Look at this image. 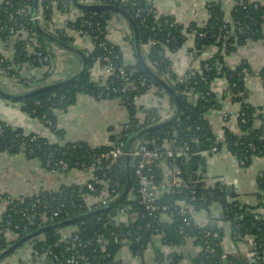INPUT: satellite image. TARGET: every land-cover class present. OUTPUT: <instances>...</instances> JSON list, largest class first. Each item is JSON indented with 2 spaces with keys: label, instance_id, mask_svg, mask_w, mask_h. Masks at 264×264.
<instances>
[{
  "label": "trees",
  "instance_id": "16d2710c",
  "mask_svg": "<svg viewBox=\"0 0 264 264\" xmlns=\"http://www.w3.org/2000/svg\"><path fill=\"white\" fill-rule=\"evenodd\" d=\"M139 0H137L138 2ZM238 4L233 8L231 19L241 23H249L253 29V34L248 36L242 32H237L235 36L228 37L223 52L221 50L222 43L217 41L218 26L223 21V14L218 4L211 3L208 5L209 17L204 26H198L194 22L184 25L173 24L175 20L173 16L163 15L158 22H154L151 17H147L143 22L139 18H133L135 31L132 30V37L134 43L139 46L140 54L142 55L148 68L156 74L159 78L165 81L174 91L178 98L179 114L178 120L170 124L162 126L156 130L146 133L142 138L146 139L151 136H160V138H176L178 145L183 141L187 142L188 155L175 156V162L181 169L182 176L187 180H194L197 177L196 172H202L207 155L213 154L211 149L217 148V152L227 151L235 157L238 162L246 167L253 156L262 154L264 151V116L258 113V107L253 106L247 101L245 93V84L243 72L246 69L244 63L231 67L225 62V56L233 53L238 46L243 44L248 38L261 39L264 43V2L263 0H238ZM12 6L6 5L5 0L0 3V20L5 27L9 24L6 22L8 14L15 12V17L19 23L28 31V36L25 38L17 37L15 40L13 63L18 66L21 63H30L32 66H39L32 56L27 52V41L30 39L39 47L38 49L46 51V45L50 42L42 36L36 29L33 22L24 23L25 17L20 13L25 5H29L33 10V0H11ZM135 3L134 0H129L128 4ZM41 18L38 21L41 28L48 34L62 40L63 42L73 45V41H79L80 36L77 31L80 30L78 26L71 28L70 23L65 27L69 29L66 35H62L60 30L54 23L48 22V17L53 9V3L50 0H38ZM257 7H254V5ZM144 8L142 3L138 4ZM57 7L59 4L56 5ZM126 12H129L128 7H125ZM90 14V10L84 11ZM98 13H103L102 18L95 17L101 22V29L103 34H96L92 36V52L87 56V71L84 75L78 77L75 81L62 85L52 90L36 91L32 95L20 101L21 109L38 118L43 124L49 127L54 133H59L55 125L54 111L56 109H63L71 104L78 93H85L93 96L96 99H105L110 97L124 98L126 104L125 108L128 113V120L134 123V98L137 93H143L142 89H137V76H144L151 79L145 68L139 62L137 57V50L134 48V55L137 57L135 63L127 65L121 56V49L118 45L109 42L104 38L106 34V26L109 19L113 15H118L116 12L110 10L98 9ZM251 17L253 20H250ZM167 19L168 23L163 20ZM23 28V29H24ZM22 29V28H21ZM73 30V31H71ZM194 35H191V33ZM202 34V35H200ZM9 36L8 32L1 30L0 39L4 40ZM151 38L156 41V44L149 48L146 52L143 46L147 40ZM102 39H105V47L107 51L119 55V59L114 60L116 68L123 67L124 73L128 75L130 84L125 92L120 91L124 86L125 81L117 76V69L113 74L106 76L102 82H96L91 78L89 69L96 59L101 58L106 51L99 46ZM186 40H190L188 52L195 56H201L203 59L200 62V67L197 70H190L189 77L183 82L175 84V73H173L170 63L164 55L165 50H178ZM212 45L219 49L216 53L211 54ZM207 52L208 55H204ZM208 63L211 67L209 72L203 70V64ZM10 66V74L18 76L20 68H12V62H6L4 65ZM47 72L44 73V76ZM260 76L264 85V66L260 70ZM216 77H224L227 86L223 88L222 94L217 96L214 92L211 83ZM153 81V80H152ZM31 86H25L27 90H35L43 85L38 81L37 77L33 75ZM153 83L156 84L154 81ZM19 85V84H18ZM159 86V85H158ZM162 88L161 86H159ZM193 88V93H197V98H189L188 95L182 93ZM163 89V88H162ZM164 90V89H163ZM163 93L167 94L170 102L176 106L177 103L174 98L165 90ZM200 94V95H199ZM230 100V102H239L238 111L234 124L223 125L222 136L216 138L209 127V122L206 118V113L213 109H222L223 101ZM229 117V116H228ZM227 117V118H228ZM231 118V117H230ZM228 118V119H230ZM259 119L258 125H255V119ZM242 119L245 121L243 122ZM175 126L174 130L171 129ZM0 150L14 154L21 150L28 156L34 157L45 164L49 157L52 162L59 159L64 160L71 168L88 169L93 163L96 154L105 150L104 146H91L86 142H67L64 144L49 143L42 136H36L32 139L33 133L25 134L21 128H15L8 123L0 120ZM139 130L136 127L129 128L119 135L110 136V140H123L125 143L128 138L137 133ZM176 131V135L174 134ZM75 162L83 163L84 166H75ZM119 166L116 170L121 173V188L125 186V158L121 157L118 160ZM186 164H190V169L186 168ZM65 172V171H64ZM258 198L259 202L256 207L248 206L238 200L228 197L225 189L219 190L218 187L203 188V182L197 184L195 199L190 200L188 196L190 191L184 190L181 193L170 192L165 193L157 200L158 205L167 204L169 206L168 213L173 212L174 201L179 198H186L194 209H208L212 203H217L221 216L228 221L231 226V236L235 241L244 240L247 236H251V256L248 261H243L235 256H230L224 253L221 247L223 234L220 229L213 228L210 223H207L203 228H197L196 225L187 228L184 232H179L181 220L178 216H174L171 222H158L147 216L146 211L141 205L137 204V182L133 171L130 170V186L127 197L124 201L125 206H129L130 214H135L136 220L128 224L122 222L115 223L110 220L109 215L112 210L106 209L93 214L88 213L97 210L94 205L86 206L81 198L82 192H86L85 188L77 185L64 186L57 191H40L38 196H28L23 201L12 200L6 205L5 210L0 215V253L9 248L13 243L20 240L24 236L43 227L54 225L58 222L72 219L78 216H83L78 221L67 226L72 231L78 229L79 235L82 239L93 234L101 233L106 239L105 251L91 253L86 252L90 258L89 264H94L97 261L105 262L106 264H121L116 257L117 252L124 245L123 238L128 240V249L132 254H139L140 257L147 248L152 235L155 233L154 228L158 227L162 233V242L177 246L182 245L184 240L190 238L193 245H202L194 255L190 257L191 264H223V259H226V264H264V174L257 177ZM6 194H3V196ZM2 196V195H0ZM49 202L50 207L46 209L36 208L37 212H45L50 215L54 209L63 204L62 211L54 218L53 222L48 225H38V218L34 219V224H29L22 215V211L30 208L32 202L37 198H43ZM43 202V201H42ZM75 204L76 206H72ZM123 204V205H124ZM259 209H261L259 211ZM160 218V213L158 214ZM158 218V219H159ZM11 222L8 230L16 234L15 237L5 234L7 227L5 222ZM19 225V229L15 230L13 225ZM142 227L137 230L136 226ZM66 226V227H67ZM61 228L47 229L43 234L30 240L32 251L35 254H42L46 250H51L55 253H60L66 246L72 247V234L67 236L60 233ZM138 231L141 236L139 241H135V234ZM129 232L130 236L123 237V233ZM206 232H209L206 235ZM118 236V242L114 241V236ZM205 243V245L203 244ZM23 243L20 247H24ZM18 247V248H20ZM17 248V249H18ZM16 250V249H15ZM14 250V251H15ZM76 246L71 252H78ZM14 251L11 253L13 254ZM110 256H105L106 253ZM157 259L162 257L160 253L156 252ZM225 255V258L222 256ZM172 259L171 264H178L182 254L172 253L169 255ZM96 257V260L93 259ZM258 257V258H257ZM5 259V258H4ZM4 259L0 264H6ZM158 261V260H157ZM86 263V262H85ZM88 263V262H87Z\"/></svg>",
  "mask_w": 264,
  "mask_h": 264
},
{
  "label": "crops",
  "instance_id": "0c3cea01",
  "mask_svg": "<svg viewBox=\"0 0 264 264\" xmlns=\"http://www.w3.org/2000/svg\"><path fill=\"white\" fill-rule=\"evenodd\" d=\"M152 2L161 14L173 16L181 25L194 22L198 26L206 24L209 17V4H218L223 18L226 20L231 19L233 8L238 3L237 0H152ZM52 15L58 25L63 23L64 18L58 13L56 6L53 7ZM116 25H119V27H116ZM133 25L134 22L132 24L129 19L119 13V15L109 19L106 26L107 40L119 46L127 65L134 64L137 58L134 55L135 43L133 37L128 40L123 36L126 29L133 30ZM190 43V40H186L178 50L164 51V55L175 75L183 74L189 69H198L200 66L203 58L189 54ZM14 54V47L3 49L0 40V55L7 57V59H13ZM225 62L231 67L239 63L245 64L244 94L247 96V101L258 107V113L264 116V85L260 76V70L264 66L263 41L248 38L233 53L225 56ZM20 65L23 74H34L39 82L48 85L77 74L82 68V59L78 54L58 47L53 48L51 70L48 71L46 76H44L45 71H43V68L31 67L25 63ZM95 69L97 71V68ZM217 84L220 95L224 86L221 82ZM0 88L16 96L33 91L16 85L11 79H6L1 70ZM159 98L161 102L156 108L155 105ZM21 100L7 99L0 96V120L13 127L21 128L25 133H37L52 142H59L60 144L86 142L93 147L101 145L107 139H110L114 128L123 124L128 118L127 110L119 97L99 100L89 94L78 93L71 104L54 111L55 125L59 132L57 134L52 132L38 118L24 112L21 109ZM139 102L144 107L156 108V113L167 116L165 121L175 113L176 106L170 102L167 94H160L157 97L149 91L139 97ZM232 104L233 102H230V100H224L222 109H213L206 113L209 127L216 138L222 136V127L225 125L222 120V111L229 110L233 106ZM229 120L230 125L234 124V118L231 117ZM254 122L255 125H258L260 120L257 118ZM262 174H264V151L262 154L253 156L250 163L244 167L231 154L223 150L207 155L202 168L203 183L206 186H222L226 193V186H230L233 199L252 207H256L259 202L257 177ZM89 177L90 172L88 169L71 168L65 172L51 173L39 159L28 157L23 150L14 154L0 150L1 194L11 196L25 194L29 196L40 191H57L64 186L77 185L80 187ZM4 208V204L0 202V215ZM160 218L162 222L169 223L172 221V218L165 213L161 214ZM193 219L199 225L210 223L211 226H214L213 228L220 229L223 234L221 247L225 254L235 256L244 262L250 259V239L247 237L244 240L235 241L232 238L230 223L222 218L217 203L210 204L208 209L195 211ZM66 226L59 227L61 228L60 233L65 236L71 231ZM25 252L26 249L22 246L16 249L13 254L10 253L5 257L4 261L6 264H45V259L41 257L30 261L25 256ZM156 252L160 253L162 260L157 259ZM175 252L182 254L179 264H191L190 257L197 252V247L193 245L190 238L185 239L180 246H172L162 243L158 236H154L140 258L135 257L126 246L121 247L116 257L121 264H166L164 261L170 257V254ZM21 255L26 260L20 259Z\"/></svg>",
  "mask_w": 264,
  "mask_h": 264
},
{
  "label": "built area",
  "instance_id": "2783aa9c",
  "mask_svg": "<svg viewBox=\"0 0 264 264\" xmlns=\"http://www.w3.org/2000/svg\"><path fill=\"white\" fill-rule=\"evenodd\" d=\"M50 1L54 4L53 7L59 4L58 7L56 6V8L58 13L63 16L64 21L61 25H58L54 16L52 15V12H50L48 17V22L54 23L56 27L59 28L60 33L62 35H66L67 32L69 31V29L65 28L69 23L71 24L70 27L72 29L78 26L80 28V30L77 29L80 36V40L78 42L73 41V46L83 51L86 57L91 55L93 49L92 36L96 34H103L101 29V22L98 19L95 20V17L102 18L104 14L98 13V9L97 10L88 9L90 10V14H86L84 12L86 9L78 8L76 5H74L72 0H50ZM76 1L83 5H105V4L114 5L124 9L125 11H126L125 7H128L130 13H128V11L127 13L131 15L133 18H139L141 22H143L147 17H151L154 20V22H158L163 17V15H165V14H161L157 10V8H155L152 0H139L138 2L137 0H134L136 4L130 3V5L128 4L129 0H76ZM5 3L9 7L12 6L11 0H5ZM137 3L138 4L142 3L144 5V8L138 6ZM254 7H257V5L255 4ZM19 12L24 15L25 17L24 23L26 24L30 22L38 23L37 20L41 18L38 1L35 9L34 6L32 10L29 5H25L22 9H20ZM117 14L119 15V13ZM114 16L115 15H113L110 19H112ZM249 19L253 20L251 17H249ZM6 22L9 24L7 27H5L2 23V20H0V31L4 30L9 34V36L6 39L4 40L0 39L3 44V49H8L9 47L13 46L17 37L21 36L20 38H25L28 36V31L21 25V23L17 21L15 17V12L13 13L10 12L8 14L6 18ZM163 22L168 23V20L164 19ZM173 24L181 25L176 21V19L170 23V25ZM116 27H119V25H116ZM183 27H186V25H184ZM237 32H242L244 34H247L248 36L254 33L249 23H241L239 21H234L232 19H226V20L224 19L223 23L220 26H218V34L216 36V39L217 41L220 40L222 43L221 46L222 52L227 38L231 36H235ZM191 35H194V33L192 32ZM123 36L125 37V39L131 40L132 30L129 28L126 29ZM104 38L107 39L106 34H104ZM105 39L101 40L99 46L102 47L104 51H106V53L101 58L96 59L93 65L91 66V68L89 69L91 78L95 80L97 83L102 82L106 79V76L110 74L112 75L113 72L117 69L118 72L117 76L125 81V84L124 86H122L120 91L125 92L130 84L128 75L124 73V69L122 66L116 68L114 64V60L119 59V55L107 51V48L105 47L104 44ZM155 44L156 41L149 38L146 44L143 46V48L145 49L146 52H148L149 48L154 46ZM58 47L60 46L54 44L53 42H50V45H46L45 47L46 51H43L38 49L39 47L35 44V42L28 39L27 52L29 55L32 56V59L39 66H32V64L26 62L25 64L30 65L31 67L43 68V71L48 73V71L51 70L53 48H58ZM218 49L219 48L217 46L212 45L211 54L216 53ZM121 53H122L121 54L122 58L125 59L123 52ZM205 53L206 55H208L207 52H204V54ZM7 61L12 62V68L14 67L20 68L18 76H15V74H10V70H11L10 66H8L7 64L4 65V63H6ZM123 62L126 64L125 60ZM95 68H97V71ZM21 69H22L21 65L19 66L18 64V66H16L13 63V59H7V57H3V55L2 56L0 55V70L3 73L4 77L6 79L13 80L16 85L19 84L22 87L31 86V84H33L32 77L34 74H29V73L23 74L21 72ZM210 69L211 67L208 63L203 64V70L205 72H209ZM190 70L192 69L187 70L183 74L176 75L173 83L174 84L176 82L183 83L189 77ZM244 76H245V70L243 72V78L245 79ZM219 82H221L224 87L227 86L226 79L224 77L214 78L211 83V86L213 87L214 92L217 96H219L218 84H217ZM137 89H142L143 93H139V94L137 93V96L134 98V110H135L134 123H130L127 118V120L123 124H121L117 128H114L112 134L119 135L122 132H125L126 130L132 127H136L140 131L151 126H155L161 122H164L165 119H167V116L165 115L163 116L159 113H156L155 111V109L158 107L159 102H161L160 98L158 99L157 104L155 105L156 108H149L146 106L144 107L143 104L139 102V97L142 94L151 91L153 92L154 95H157V97H159L160 94L161 95L165 94L163 93L164 90L160 88L158 85H155L152 79H148L147 77L141 75L137 76ZM193 92H194L193 88H191L187 91H183L182 93L188 95L189 98L191 99H192V95L194 98H197L198 94ZM119 99L125 107L126 102L124 98H119ZM232 105L233 106L229 110L222 111V120L225 123V125H230V120L228 118L232 117L236 119L239 102L234 101ZM175 112H176V108H175ZM177 120L178 117H176L174 121ZM242 121L244 122L245 120L242 119ZM174 128L175 126L171 127V129L173 130ZM25 134H29V133H25ZM36 136H41V135L37 133H33L32 139H34ZM143 136L144 135H142L137 140H135L127 152L125 151L126 143L120 139H116L114 141L107 139V141L101 144V146L105 147V150L96 154L93 163L88 167V170L90 172V177L84 182L83 185L80 186L81 188H85L86 190V192L84 193L82 192L81 195V198L84 202L83 205L86 206L94 205L95 208L98 209L105 207L117 200V198L121 195L124 188L122 189L120 187L122 181L121 173L119 170H116V167L119 166L118 160L121 157L125 158V156L128 155L130 170L133 171L134 177L136 178V182H137V190H136L137 204L141 205L144 208L148 217H151L153 220L157 219L158 222H161V218H159L158 215L159 213L168 214L171 218H173L176 215L181 220V226L178 229L180 233L184 232V230L187 228L193 227V225H196L197 228H203L205 225H199L195 223L193 219V214L196 210L194 209L193 205L189 201H187L186 198L183 197L176 199L174 201V207L172 213H168L169 206L167 204H162V205L157 204V200L161 198L163 194L165 193L169 194L170 192L181 193L184 190L190 191L189 193L190 196H188L190 200L195 199L197 184L199 182H203L202 172L198 170L196 172L197 174L196 179L187 180L182 176L181 173L182 171L175 162L176 155L177 156H180L182 154L186 156L188 155L187 142L183 141L181 145H178L176 142V138L174 137L173 138L164 137L161 139L160 136H151L146 139H143L142 138ZM45 139L47 142L51 144L57 143V142H52L47 138ZM57 144L60 143L58 142ZM211 151L213 153H216L217 148L213 147ZM239 163L242 165L241 161ZM75 166H84V164L75 162ZM44 167L51 173L64 172L69 170V165L64 160L59 159L58 161L52 162L49 157L47 158ZM208 187L209 186H206L205 184L203 186V188H208ZM218 189L222 190V187L220 186L218 187ZM0 195H2L0 196V202L4 204L5 208L6 205L12 200L23 201L26 197H28V195L25 194H19L17 196H11L6 194L3 196V194L0 193ZM32 195L38 196L39 192ZM124 201L118 206L113 207L110 212L109 218L115 223L122 222L124 224H128L136 220L135 214H130L129 212L130 207L127 205L125 206ZM38 206L39 208L46 209L47 207H50V204L49 202L45 201L43 197L40 199L37 198L34 203L32 202L29 209L25 208L22 211V215L25 218V220L28 221L29 224H34V219L36 220V217L39 220L38 225L50 224L51 222H53L54 218L57 217L58 214L62 211L63 204L60 203L59 206H57L50 215L46 214L45 212H37L36 208ZM72 206L75 207L76 205L72 204ZM10 225L11 222L9 221L5 222V226L7 227L6 228L7 231L5 232V234L8 236L15 237L16 234L8 230V226ZM13 227L15 230L19 229V225L17 224H14ZM141 227H142L141 225L136 226L137 230L140 229ZM154 232L155 233L152 235L151 239L154 236H158L160 241L162 242V233L160 232L158 227L154 228ZM69 233L71 234L73 233L72 247L66 246L63 248V251L60 253H55L52 252L51 250H46L42 254H35L33 253L31 244L29 242L31 239L41 235L39 234L25 242L24 245L26 249L25 256L28 259H30V261L34 258L35 259L40 257L44 258L45 264H89L90 261L88 259L90 257L86 255V252L89 251L91 253H95L97 252V250L99 252L105 251V245L107 241L104 238L103 234L97 233L82 239L79 235L77 228L73 229ZM134 234H135V241L136 242L139 241L141 236L139 235L138 231ZM208 234L209 232H206V235ZM122 236L128 237L130 236V233L129 232L123 233ZM247 237L250 239L251 242L252 237L251 236H247ZM114 241L118 242L117 235L114 236ZM122 242L124 243L123 246L128 247V240L123 238ZM203 245H205V243ZM75 246L82 250H79L76 253L71 252L70 255L66 256V254L72 251ZM196 247L198 251L200 250V248H202V245ZM134 255L135 257L140 258L139 254L136 253ZM105 256L106 257L110 256V254L107 252ZM222 257L225 258V255H223ZM20 259L26 260V258L23 255H21ZM93 259L96 260V257H93ZM171 261H172L171 257H168L164 262L166 264H171ZM94 264H106V263L102 261H97Z\"/></svg>",
  "mask_w": 264,
  "mask_h": 264
},
{
  "label": "water",
  "instance_id": "95a60500",
  "mask_svg": "<svg viewBox=\"0 0 264 264\" xmlns=\"http://www.w3.org/2000/svg\"><path fill=\"white\" fill-rule=\"evenodd\" d=\"M37 1L38 0H33L34 9L36 8ZM72 2L74 3V5H76L78 8H81V9H91V10L92 9H94V10L102 9V10H110V11H113V12L120 13L123 16H125L127 19H129L132 22V24H133L132 17L124 9L119 8L117 6L109 5V4H105V5H83V4L78 3L76 0H72ZM34 25H35L36 29L38 30V32L42 36H44L48 41L53 42L54 44H56V45H58L60 47H63L65 49H68V50L78 54L81 57V59H82V68L77 74H75V75H73L71 77H68L67 79H65L63 81L42 86V87H40L38 89H35V90H33L31 92H28L26 94H23V95H17V96L16 95H12V94H9V93L5 92L4 90H2L0 88V96H2L4 98L13 99V100H21V99H24V98L32 95L36 91L52 90V89H55V88L60 87L62 85H65L67 83L75 81L78 77L84 75L86 73V71H87V58H86L85 54L79 48H77V47H75L73 45L67 44V43L63 42L62 40H60V39H58V38L46 33L40 27V25L37 22H35ZM133 30H134V32H136L134 25H133ZM135 48L137 50V57H138L139 62L145 68V70L147 71V73L149 74L151 79L156 84L161 86L168 94H170L174 98V100L177 103V109H176L175 114L170 119H168V120H166L164 122H161V123H159V124H157L155 126H151V127L145 128L143 130H140L137 133L131 135L129 137V139L127 140L126 145H125V151L126 152L129 150L131 144L135 140H137L139 137H141L143 134H145L147 132H150V131H153L155 129H158V128H160L162 126H165L167 124H170L171 122H173L176 119V117H178V114H179L178 98L175 95L173 89L165 81H163L161 78H159L156 74H154L148 68V66L146 65V63H145V61H144V59L142 57V55L140 54L139 46H138L137 43H135ZM173 135H176V132H174ZM186 168L189 170L190 169V164H186ZM125 179H126V182H125L124 189H123L121 195L117 198V200L115 202H112L111 204H109V205H107L105 207L98 208L97 210H94V211L88 213V215L96 213V212H99V211H102V210L110 209L112 207H116V206H118L119 204H121L124 201V199H125V197H126V195L128 193L129 186H130V166H129V156L128 155L125 156ZM226 190H227L228 197H230L232 195L231 187L230 186H226ZM81 218H83V216H78V217H75V218H72V219H67V220L58 222V223H56L54 225L40 228V229H38V230H36V231L24 236L20 240H18L15 243H13L9 248L3 250L0 253V261L3 260L5 257H7L12 251H14L18 247H20L23 243H25L26 241L30 240L31 238H33V237H35V236H37L39 234L44 233L47 229L59 228L61 226L72 224L75 221L80 220ZM212 227H214V226L212 225ZM226 262H227V260L223 259V264H226Z\"/></svg>",
  "mask_w": 264,
  "mask_h": 264
}]
</instances>
